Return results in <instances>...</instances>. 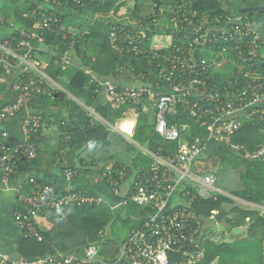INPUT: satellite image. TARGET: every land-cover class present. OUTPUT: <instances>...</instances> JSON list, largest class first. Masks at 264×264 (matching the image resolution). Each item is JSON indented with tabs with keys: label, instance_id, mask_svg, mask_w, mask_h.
<instances>
[{
	"label": "trees",
	"instance_id": "16d2710c",
	"mask_svg": "<svg viewBox=\"0 0 264 264\" xmlns=\"http://www.w3.org/2000/svg\"><path fill=\"white\" fill-rule=\"evenodd\" d=\"M145 1L150 8L149 14L140 7ZM115 3L116 0H80L76 5L72 0H63L54 5L63 14L57 15L59 28L44 32V43L50 53L44 72L66 92H56L50 84L44 83L41 88L51 90L53 95L34 93L29 105L40 111L64 112L63 117L54 116L61 133L58 156H64L68 164H74V179L86 175L93 183L97 179L108 181L111 177L117 178L119 171L126 170L125 181H132L131 192L138 178H148L154 173L158 166L154 156L169 160L178 152L180 141H169L156 132L155 99L148 95L142 97L140 104L130 103L116 111L110 107L95 108L106 121H109L111 113L114 121H121L127 113L136 111L132 140L139 147L97 120L89 109L94 108L101 87L87 70L97 77L116 80L125 76L130 83L141 81L150 85L148 88L166 91L169 83L160 75V68L164 65V56H168L171 50L153 51L149 48L150 40L159 33H165L172 36V45L189 47L197 37L198 28L202 27L212 40L207 41L204 47L196 46V52L209 65L208 85L226 97L228 92L237 89L236 83L245 86L257 74L264 77V11L257 14L256 9L252 14L245 12L237 18L238 11L250 6L235 7L231 0H125L121 5ZM122 8L136 21L127 27L135 29L137 23H141L145 37L141 41L135 38L132 46L125 43V51L119 54L114 51L110 38L116 24L107 23L105 17L112 11L120 15ZM34 11L38 12L36 18L32 15ZM42 13L36 0H0V24L19 31L31 30L38 20L42 22ZM162 19L165 27L159 24ZM248 26L255 34H246ZM186 33L190 36L186 37ZM255 36L258 37L256 45L253 42ZM254 48L258 55L251 58L248 52ZM140 50L144 52L139 53ZM240 53L246 58L245 62L238 58ZM65 56L77 59L79 64L64 61ZM1 71L4 74V69ZM248 72L254 75H247ZM7 91L6 82L0 83V103ZM16 99L17 95L12 102ZM49 118L43 115L44 121ZM127 123L130 122L123 124ZM167 123L169 127L178 128L188 143L198 138L202 143H208L207 128L202 121L191 117V108L187 105L178 104L173 108L167 115ZM41 128L32 138L37 149ZM230 144L249 152L263 147L264 122L244 119L242 129L231 136ZM121 155L127 158L126 163L120 160ZM209 163L206 173L213 174L216 187L230 197L219 195L216 200L197 198L193 209L202 225V220L211 216L212 209L218 210L217 217L225 223L231 237L229 241H217L214 236L208 237L203 232L204 259L201 264H264V212L261 208L264 207V161L245 159L243 151H232L223 143ZM231 177L234 182H229ZM41 216L67 221L70 229L54 232L39 227L41 239L23 236L20 248L23 259L51 255L82 256L92 245L99 247L100 258L112 259L119 255V246L107 236V229L116 217L106 202L71 204L59 210L45 211ZM124 224L128 226V232L120 243L135 226L131 218L124 219ZM237 229L244 231L236 234L234 230ZM26 243L29 244L27 248L24 247ZM171 259L174 260L173 256Z\"/></svg>",
	"mask_w": 264,
	"mask_h": 264
},
{
	"label": "built area",
	"instance_id": "2783aa9c",
	"mask_svg": "<svg viewBox=\"0 0 264 264\" xmlns=\"http://www.w3.org/2000/svg\"><path fill=\"white\" fill-rule=\"evenodd\" d=\"M39 9L43 12L42 22L38 21L31 30L19 31L12 28L9 39L0 41V69L6 72L21 70L23 82L14 87L17 95L15 102L5 105L0 111V122L6 123L17 117L28 107L34 93L53 95L47 88H41L44 83L51 85L56 92H66L61 86L52 81L44 72L42 63L35 56V45L43 44L44 32L59 28L60 19L57 15L63 14L55 7L56 3L63 0H36ZM76 5L80 0H72ZM37 11L33 12L36 18ZM116 24L110 34L113 49L122 54L125 43L132 46L136 39L143 40L145 33L143 25L133 28L127 25ZM191 27H195L192 22ZM134 27V26H132ZM205 29L198 28L197 37L189 47L171 45L170 54L164 56V65L160 68V75L169 83L166 91H156L148 87L119 88L116 85L105 84V99L110 109L116 111L124 105L140 104L142 97L148 95L155 99L157 109L156 132L169 141H180L178 152L169 160L154 156L157 168L150 177H140L134 182L129 195V200L141 210L139 222L130 231L124 241L120 243L119 255L115 258L98 259L99 247L92 245L87 248L82 256L51 255L36 259L15 260L7 255L0 256V264H201L204 259V248L201 245L203 225L193 209L197 198L209 200L217 199L225 194L216 187V178L213 174L199 175L195 163L203 154L207 144L198 138L193 143H188L181 137V132L176 127H169L167 115L178 104L191 108V117L202 121L209 133V138L219 139L232 151H243L245 159L251 161H264V146L249 152L243 147L231 145V136L238 133L243 126V120L236 117V113L245 112L246 119L264 122V77L257 74L245 86L237 84V89L225 95L209 84V65L200 59L197 47H204L212 39ZM236 32H239L237 30ZM255 34L252 27L248 26L246 34ZM225 35V33H223ZM135 35V36H134ZM137 36V37H136ZM190 36L186 33V37ZM212 38H215L212 35ZM136 38V39H135ZM258 37L253 39L256 45ZM135 50V49H134ZM144 51L140 50L139 53ZM248 55L256 58V49L250 50ZM240 60L246 58L240 53ZM68 61L67 57L63 58ZM248 72L247 75H251ZM254 73H252V76ZM100 87V86H99ZM68 94V93H67ZM95 116L92 110H89ZM41 128V119L38 116L27 117L23 121L24 141L12 147L0 142V172L2 179L10 180L15 176L21 162L33 161L38 157V149L32 142L33 136ZM7 138V133L1 134ZM61 160L65 163L66 181L71 182L76 176L75 170L68 165L64 156ZM126 170L119 171L117 178L109 180L112 189L118 192L119 187L125 182ZM33 192L21 200V208L15 213L14 220L24 237L41 239L36 219L48 210H59L71 204L92 205L103 202L102 198L87 195L83 192L69 190L64 194L48 184H43L32 178ZM174 197H180L184 204L170 208ZM218 210L210 211V218H217ZM173 256L174 260L171 259Z\"/></svg>",
	"mask_w": 264,
	"mask_h": 264
},
{
	"label": "crops",
	"instance_id": "0c3cea01",
	"mask_svg": "<svg viewBox=\"0 0 264 264\" xmlns=\"http://www.w3.org/2000/svg\"><path fill=\"white\" fill-rule=\"evenodd\" d=\"M113 1V0H111ZM125 0H116L115 5H121ZM125 7V6H124ZM125 8H122V12L120 15H115L112 11L107 15L106 22L110 23L115 21H122L117 23H122L124 25H134L136 24V21L131 18L130 12H127L124 10ZM100 17V16H98ZM117 19V20H116ZM112 20V21H111ZM138 25L141 23H137ZM145 30L148 31V28L146 27ZM150 30V29H149ZM12 28L0 24V41L3 42L6 39H9V37L12 35ZM147 33V32H146ZM170 37L171 42L169 45L161 46L158 44L153 43V39L150 40V46L149 48L153 51H168L170 49V46L172 45V36L167 35ZM35 56L36 58L42 63L43 68L48 64V59L50 56L49 49L47 46H45V43L35 45ZM67 57L68 61L73 64H79L77 59H72L69 56ZM88 73H90L93 78L96 80V83L101 87V92L96 100L95 106L92 110L95 114V117L97 120L103 122L110 128H112V125L110 122H118L119 128L112 129L113 131L117 132L121 137H123L125 140L134 143L132 140V137L134 136L135 129H136V117L137 112H129L125 116L126 118L121 121H114L112 113L109 116V121L104 120L98 113H96L95 108L98 106L103 107H109L106 99H105V87L104 85L109 83L112 85H116L120 88H134V89H140L144 87H149L150 85L142 83L141 81H137L134 83L128 82L127 78L121 77L120 79H113L112 77L109 78H102L97 77L96 75H93V73L88 69ZM23 78V73L21 70H14L11 72H6L4 70V74H2V71L0 69V83L7 84L8 91L6 93V96L3 100V102L0 103V111L1 109L12 102L13 97L16 96V92L14 90V87L16 84L21 82V79ZM48 115L50 118L46 121L43 120V115ZM63 117L64 112L63 111H40L33 109L28 105L27 108H25L17 117L12 119L9 122L1 123L0 122V142L4 145H9L12 147L18 146L24 141V135H23V121L27 117L32 116H38L41 119V125L42 120L44 121V124L41 128L40 135L38 137V157L29 162H21L18 165L17 172L15 176H13L10 180L5 181L2 179V174L0 172V256L7 255L15 260H19L22 258L20 254V248L23 241V233L18 228L17 224L14 220L15 213L21 208V200L24 197H28L33 192V185L31 184V179L34 178L38 180L39 182H42L43 184H48L52 186L58 194H64L69 190L79 191L83 192L87 195H94L97 197L102 198L103 202H106L111 206L112 209H121L125 206L129 209H132L131 207L134 205L136 207V213H129V218H131L135 225L137 222H139L140 215L142 210L135 205L133 202L129 200L126 195L123 194L124 191L130 192V186L132 181H125L121 186L119 187V191L115 192L111 185L109 180L103 181L97 179L96 182L93 183L91 177L89 176H81L80 178H75L71 182L66 181L65 176V163L61 160V156H58L59 151V144L61 142V133L59 130V127L57 126V120L54 116ZM236 117H239L240 119L244 120L246 119L245 112H238L235 115ZM125 122H130L127 124H123ZM111 125V126H110ZM125 125H131V131H125L123 128ZM7 133V138H2V133ZM135 144V143H134ZM138 146L137 144H135ZM223 146V143L216 138H209L208 143L206 146L205 151L201 155V157L198 158V160L195 163V169L198 174H209L206 173L208 170V162L211 157L215 156L220 148ZM139 147V146H138ZM73 168L71 162L68 164ZM211 174V173H210ZM113 179V178H111ZM110 179V180H111ZM92 181V183H90ZM128 190V191H127ZM225 196L230 197L227 193L222 191ZM238 200V199H237ZM239 201V200H238ZM242 204H248L244 201H241ZM184 204V201L180 197H174L172 203L169 205L170 208H174L175 205H182ZM129 205V206H128ZM138 208V210H137ZM264 212V207H261ZM42 218L43 221H46L47 218L43 216H39L36 219V223L38 225V228H43L45 230H49L44 228L40 225L38 219ZM132 230V229H131ZM54 231V230H50ZM243 229H241L240 233L236 234H242ZM55 232V231H54ZM98 259L102 260L103 257ZM109 260V259H104Z\"/></svg>",
	"mask_w": 264,
	"mask_h": 264
},
{
	"label": "rangeland",
	"instance_id": "374dc122",
	"mask_svg": "<svg viewBox=\"0 0 264 264\" xmlns=\"http://www.w3.org/2000/svg\"><path fill=\"white\" fill-rule=\"evenodd\" d=\"M231 1L235 7H238L240 5L250 6L249 7L250 9H258V8L264 7V0H247L246 2H243L242 0H231ZM147 6H148V3L146 1L143 2L140 6L145 14L150 13V8L149 7L147 8ZM229 9L231 10L232 8H229ZM89 15H91L90 17H93L92 14L89 13ZM103 18H104V16H103ZM105 18H107V16ZM79 22H80V20H79ZM117 22H121V21H117ZM164 23H165L164 19H162V21L160 20V22H159L161 27L165 25ZM173 25H171V26H173ZM171 26H169V27H171ZM174 28H176V27H173V29ZM152 39H153V43L161 45L162 47L165 45L166 46L169 45L171 42L170 37L167 36L165 33H159V34L153 36ZM46 68H47V65L45 66L44 71L46 70ZM110 124L112 125L111 129L117 130L119 128L118 122H112V123L110 122ZM119 158L121 161H123L125 163L127 162V158L124 157L123 155H121ZM209 165H210V163L208 162V166ZM199 175H201V174H199ZM229 179H232L229 182H232V181L234 182L232 177ZM123 194L126 195V197L128 198V192L124 191ZM128 208L125 206L124 208H121V209H118V208L113 209V212H114L116 219L113 221V223L107 229L108 238L110 240H112L114 244H117L118 246H120V240H122V238L128 232V226L124 224V219L129 218V216H130L129 213L130 214L136 213V207H134V205L131 207L132 209H130V211ZM137 210H138V208H137ZM38 221H39L41 226H43L44 228L49 229V230L61 231V230L70 229L69 222L57 219L56 217L47 218L46 221H43L42 218H39ZM202 222H203V230L208 237H210L212 235V236H214V239H216L217 241H229L230 240L231 235L229 233V230L226 228L225 223L223 221H220L218 219V217L217 218L207 217V218L203 219ZM26 244L24 247L27 248V246L29 244L28 243H26ZM33 252H35V251H33Z\"/></svg>",
	"mask_w": 264,
	"mask_h": 264
},
{
	"label": "water",
	"instance_id": "95a60500",
	"mask_svg": "<svg viewBox=\"0 0 264 264\" xmlns=\"http://www.w3.org/2000/svg\"><path fill=\"white\" fill-rule=\"evenodd\" d=\"M231 7V6H230ZM256 9H250V8H247V9H243V10H240L237 12L236 14V17L237 18H240V16L242 14H244L245 12H248L249 14H252ZM262 11H264V7H261V8H258L257 9V14H260ZM235 233H240L241 232V229H237V230H234Z\"/></svg>",
	"mask_w": 264,
	"mask_h": 264
},
{
	"label": "bare ground",
	"instance_id": "6f19581e",
	"mask_svg": "<svg viewBox=\"0 0 264 264\" xmlns=\"http://www.w3.org/2000/svg\"><path fill=\"white\" fill-rule=\"evenodd\" d=\"M125 131H131V125H125L123 128Z\"/></svg>",
	"mask_w": 264,
	"mask_h": 264
}]
</instances>
